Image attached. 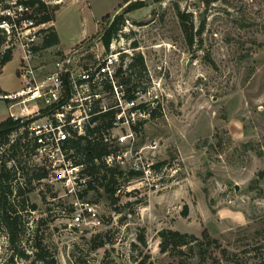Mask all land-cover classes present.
Masks as SVG:
<instances>
[{
    "label": "rangeland",
    "instance_id": "1",
    "mask_svg": "<svg viewBox=\"0 0 264 264\" xmlns=\"http://www.w3.org/2000/svg\"><path fill=\"white\" fill-rule=\"evenodd\" d=\"M46 1L62 4L55 25L64 50L89 34L83 41L87 61L104 54L101 35L126 5ZM144 1L125 15L121 33L124 46L137 43L160 96L134 144L141 151L128 152L117 164L123 173L117 174L114 202L96 183L95 190L84 192L86 184L69 189L52 171L34 183L29 196L38 209L25 238L37 226L55 264H264V0ZM190 4L198 7L197 15L187 14ZM178 11L186 15L184 23ZM182 24L196 33L192 44ZM44 34L35 41L32 63L46 72L58 50L41 47ZM11 38L13 57L0 74L4 92L22 86L17 68L23 48L17 32ZM7 113L0 98V118ZM123 144L129 147L127 140ZM76 210L83 216L80 224ZM166 228L197 239L162 252L159 231ZM93 239L105 243L93 248ZM10 254L0 234V264L31 262L21 255L9 259Z\"/></svg>",
    "mask_w": 264,
    "mask_h": 264
},
{
    "label": "built area",
    "instance_id": "2",
    "mask_svg": "<svg viewBox=\"0 0 264 264\" xmlns=\"http://www.w3.org/2000/svg\"><path fill=\"white\" fill-rule=\"evenodd\" d=\"M7 2V6L0 8V15L9 19H3L0 26L8 35L11 30L18 33L23 55L17 74L22 86L0 94V98L7 102L9 117L30 120L27 130L28 136L37 143L35 161L47 166L69 189L85 185L89 177L82 172L84 165L75 164L68 156L73 152L68 148V141L85 135L87 128L95 125L97 116L110 112L114 118L112 126L102 131V138L110 148L117 149L105 156V162L118 164L128 152L139 154L141 150L134 144L138 140L142 120L150 116L144 108H155L160 100L154 82L143 89L138 81L131 91L132 83H126L128 65L132 56L140 53L136 52L139 47L124 46L123 29L111 40L108 48L103 45L104 54L97 55L92 61L86 60L88 47L83 42L67 51L53 46L44 47L51 51L56 48L58 52L52 66L43 72L32 63L37 52L33 48L50 21L37 23L30 16L31 6L23 0ZM187 11L197 15L198 7L190 4ZM126 140L129 147L123 144ZM88 209L95 218L94 208ZM74 220L80 224L82 213L76 210Z\"/></svg>",
    "mask_w": 264,
    "mask_h": 264
},
{
    "label": "trees",
    "instance_id": "3",
    "mask_svg": "<svg viewBox=\"0 0 264 264\" xmlns=\"http://www.w3.org/2000/svg\"><path fill=\"white\" fill-rule=\"evenodd\" d=\"M7 0H0V5ZM32 8L31 17H34L37 23L53 21L55 12L60 8L59 4H48L44 0H23ZM158 1V0H156ZM215 0H207V2ZM125 7L117 14L113 15L107 27L101 35L103 45L108 48L109 43L114 37H117L120 30L126 25L128 18L125 16L130 11L146 5L144 0H125ZM191 15L190 13H187ZM181 22L185 19V14L178 11ZM106 17L108 14L105 15ZM3 19H9L7 16L0 15V23ZM183 30L189 44L194 41L196 33H202L204 21L200 23L196 33H188L185 24ZM45 34L42 38L41 47H51L59 43V37L52 26L43 30ZM14 31L11 30L8 35L5 28L0 26V74L4 65L13 57L14 45L12 36ZM9 38V39H8ZM132 46H137L134 41ZM39 46H34V50ZM128 75L126 83L136 86L137 82L141 83L144 89L150 85L148 72L144 56L136 53L128 65ZM136 80V83H135ZM4 93L0 86V94ZM159 105V104H157ZM149 108L145 106V111L150 113V117L157 112V106ZM113 114L103 113L95 118V125L88 127L86 134L68 141V148L73 152L69 154L75 164H83V173L89 179L86 181L87 190H95L98 186L103 188L106 195L114 202L115 183L117 174L121 175L123 170L116 165H108L105 162V156L115 151L117 147L110 148V145L103 141L102 131L112 126ZM145 119L142 120V123ZM30 120H14L6 117L0 120V234L7 239L11 254L9 259H14L16 255L31 257L30 264H55L54 256L48 257V251L44 248L41 240L38 239L36 226L29 238H25L26 233L31 228V215L38 209L36 202L31 201L29 193L34 189V183L48 176L50 169L47 166L39 164L34 159L37 143L34 138L28 136V124ZM131 174L140 173L136 170H129ZM20 178L24 179L21 180ZM98 186H96V184ZM83 195V193H82ZM160 235V250L162 252L180 249L184 245H191L196 236L186 232L174 229H162ZM204 237L208 238L209 233L205 230ZM140 242L145 243V236H138ZM104 240L93 239L92 247L98 248L104 245ZM27 244V245H26ZM30 247V252L27 251Z\"/></svg>",
    "mask_w": 264,
    "mask_h": 264
},
{
    "label": "crops",
    "instance_id": "4",
    "mask_svg": "<svg viewBox=\"0 0 264 264\" xmlns=\"http://www.w3.org/2000/svg\"><path fill=\"white\" fill-rule=\"evenodd\" d=\"M58 3H60V2H62L63 0H56ZM66 1V0H65ZM62 5V4H61ZM60 5V6H61ZM136 10V9H135ZM58 11V10H57ZM132 11H130L129 13H131ZM57 13V12H56ZM52 24H53V27L55 28V30H56V32H57V34H58V37H59V43L58 44H56V45H53V47H57V48H60V50L61 51H67L68 49H65L64 50V48H63V46H62V43H61V38H60V34H59V32L57 31V29H56V25H55V19L52 21ZM89 34H87L86 36H81L79 39H77L75 42L76 43H78V42H83L84 41V39L88 36ZM66 46V45H65ZM2 88V87H1ZM3 89V88H2ZM3 90H5V89H3ZM5 92H9V91H5ZM11 92V91H10ZM6 117H8V113L7 114H5L3 117H1L0 118V120H2V119H4V118H6Z\"/></svg>",
    "mask_w": 264,
    "mask_h": 264
}]
</instances>
